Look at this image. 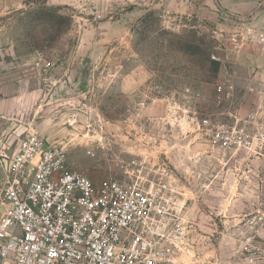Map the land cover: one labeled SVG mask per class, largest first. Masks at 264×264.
Segmentation results:
<instances>
[{
    "label": "rangeland",
    "instance_id": "374dc122",
    "mask_svg": "<svg viewBox=\"0 0 264 264\" xmlns=\"http://www.w3.org/2000/svg\"><path fill=\"white\" fill-rule=\"evenodd\" d=\"M249 30H264V3L244 17L221 0H0V145L11 155L36 134L96 184L125 180L136 154L202 172L179 179L199 249L216 229L214 250L240 249L242 221L264 213V160L213 163L194 117L264 123V47Z\"/></svg>",
    "mask_w": 264,
    "mask_h": 264
},
{
    "label": "built area",
    "instance_id": "2783aa9c",
    "mask_svg": "<svg viewBox=\"0 0 264 264\" xmlns=\"http://www.w3.org/2000/svg\"><path fill=\"white\" fill-rule=\"evenodd\" d=\"M248 33L264 47V30ZM194 119L211 153L226 154L219 165L239 154L264 160V123ZM168 160L136 154L121 161L125 180L96 184L69 170L63 146L36 134L21 139L11 155L0 145V264H178L192 250L194 264H261L262 212L246 215L237 229L242 245L234 259L224 261L212 248L217 229L204 237L210 249H197L202 235L179 179L199 175L175 171Z\"/></svg>",
    "mask_w": 264,
    "mask_h": 264
},
{
    "label": "crops",
    "instance_id": "0c3cea01",
    "mask_svg": "<svg viewBox=\"0 0 264 264\" xmlns=\"http://www.w3.org/2000/svg\"><path fill=\"white\" fill-rule=\"evenodd\" d=\"M221 3L224 5V7L230 13H233V16L234 15H237V16L241 15V16H244L245 17V16L253 15V13L259 8V6H261V4L264 3V0H221ZM257 17H258V14L254 18H257ZM250 47L251 46H249V48ZM178 128H179L180 131H183L182 130V127L180 125H179ZM195 132L198 133L197 130H195ZM198 135L200 136V139L205 143V141L203 140L201 134H198ZM200 149H202V150H208V152H210V157H209L210 160L213 163L217 164V165H219L217 159L218 160H223L224 159V158L220 157V155H217L218 153H214V152L211 153L210 148H209V145L207 143H205L204 146H202V143H201ZM152 155H154V154H152ZM244 159L251 160L247 156H245ZM233 163H234V161L230 162L229 164L232 165ZM198 175L200 177L204 176V174L202 172H198ZM225 175H226V177H225ZM246 175H247L246 177H249L248 176L249 174H246ZM213 177L215 178V180H217L218 178H220V179L223 180V182H226L225 185L224 184L223 185L228 189V187L230 188L231 184L233 183L232 181H233V178H234V174L233 173H230V172L223 173V172L218 171L217 173H214ZM224 179H225V181H224ZM183 187L181 186L182 189H184ZM232 223H233V221H232ZM197 249H199V248H197ZM240 249H231L232 251L229 254H227V255L226 254L223 255V253L220 252L219 250H217V252L219 254V257L222 260L229 261V260H232V259H234L235 257L238 256V254L240 252ZM200 251L202 252V254H205L206 253L205 250H203V249L200 250ZM184 257L185 256H183L182 258L180 257L181 260H183ZM189 260H190V258H189Z\"/></svg>",
    "mask_w": 264,
    "mask_h": 264
},
{
    "label": "bare ground",
    "instance_id": "6f19581e",
    "mask_svg": "<svg viewBox=\"0 0 264 264\" xmlns=\"http://www.w3.org/2000/svg\"><path fill=\"white\" fill-rule=\"evenodd\" d=\"M183 256H185V257H188L189 256V254H187V255H183ZM182 256V257H183ZM189 258H190V256H189ZM188 259L187 258H185L183 261H187Z\"/></svg>",
    "mask_w": 264,
    "mask_h": 264
}]
</instances>
